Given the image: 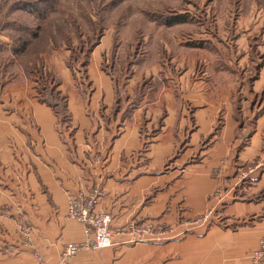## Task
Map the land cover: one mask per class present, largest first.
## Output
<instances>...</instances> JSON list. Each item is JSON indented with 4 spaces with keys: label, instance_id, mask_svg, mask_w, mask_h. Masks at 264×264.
Returning <instances> with one entry per match:
<instances>
[{
    "label": "crops",
    "instance_id": "crops-1",
    "mask_svg": "<svg viewBox=\"0 0 264 264\" xmlns=\"http://www.w3.org/2000/svg\"><path fill=\"white\" fill-rule=\"evenodd\" d=\"M222 70L219 73L235 72L231 66ZM109 82H101L103 93H93L87 100L60 92L66 97V121L40 103L19 115H5L0 109V264H36L35 255L47 264H58L64 244L85 239L84 226L66 219L67 200L94 187L104 191L96 210L112 216V228L132 220L172 225L188 219L204 208L212 187L208 171L225 159L229 160L225 187L230 188L232 199L223 218H228L225 222L229 227L235 219L256 215L259 220L255 224L237 222L236 229L212 226L204 235L180 242L128 246L124 244L127 237L115 236L110 247L81 251L68 263L247 264L264 236V166L254 169L243 182L236 184V180L237 171L256 165L264 152V59L254 80L248 81L252 96L250 102L243 99L242 104L250 107L246 113L245 108L232 106L234 93L222 99V89L218 95L209 92L194 100L200 104L196 106L199 128L181 150L171 134L173 125L165 124L158 130L152 124L164 101L175 105L173 95L159 96L145 108L143 117L151 123L142 124L144 98L139 96L134 113L118 126L110 125L105 108L110 98ZM133 98L137 102L136 96ZM99 101L103 103L100 109ZM219 117L223 118L221 126H212ZM244 117H252L253 124L241 144ZM206 126L215 128L216 134L200 148L198 141L205 137ZM191 154L197 156V162L190 165L195 159ZM19 214L32 230L27 246L19 236ZM216 248L221 255L211 258L210 251Z\"/></svg>",
    "mask_w": 264,
    "mask_h": 264
},
{
    "label": "rangeland",
    "instance_id": "rangeland-1",
    "mask_svg": "<svg viewBox=\"0 0 264 264\" xmlns=\"http://www.w3.org/2000/svg\"><path fill=\"white\" fill-rule=\"evenodd\" d=\"M17 2H30L39 10L18 9ZM172 18L183 21L168 26ZM263 59L264 0H0V109L5 115L22 114L24 109L31 110L40 103L41 87L87 100L93 93H103L101 82L106 85L109 80L111 91L105 108L111 120L106 123L110 125L118 126L130 117L139 96L144 98L142 124L151 123L143 117L145 108L159 96L173 95L175 105L164 101L152 124L158 130L165 124L173 125L171 134L181 144V150L199 128L196 114L200 104L194 100H201L209 92L218 95L222 89L220 97L225 100L230 92L234 93L232 106H241L246 113L250 107L242 103L250 102L252 96L248 81L254 80ZM223 66H231L235 72L219 73ZM102 106L99 101V109ZM222 120L217 118L212 126H221ZM252 120L244 117L241 122L246 126L239 133L241 144L250 135ZM65 124L68 131V121ZM212 126L205 127V137L198 141L200 148L215 136ZM191 156L195 159L190 165L197 162V156ZM261 159L254 166L241 167L236 184L264 166ZM228 161L220 160L208 171L212 187L202 211L172 225L132 220L119 228L111 227L112 216L106 213L111 219L109 231L114 236L127 237L124 244L132 246L180 242L204 235L212 226L236 229L237 222L255 224L259 220L256 215L235 219L229 227L225 222L228 218H223L224 208L232 199L230 188L225 187ZM205 215L209 216L203 219ZM19 216V226L29 227ZM83 226L86 230L87 226ZM140 227L151 229L154 236L148 232L145 241L132 243ZM263 239L264 236L257 241L247 264H251L252 253ZM210 253L211 258L221 255L219 248ZM262 258L258 264L264 263Z\"/></svg>",
    "mask_w": 264,
    "mask_h": 264
},
{
    "label": "built area",
    "instance_id": "built-area-1",
    "mask_svg": "<svg viewBox=\"0 0 264 264\" xmlns=\"http://www.w3.org/2000/svg\"><path fill=\"white\" fill-rule=\"evenodd\" d=\"M262 159L261 160L264 161V155ZM250 172L251 169L249 170V173ZM104 195V191L101 188L94 187L89 190L87 194L79 193L75 197H70L68 199L66 219L70 221L77 220V222L79 221L80 224L82 223L87 226V228L85 230V239L83 242L64 244L58 264H69V259L76 256L81 251L97 250L112 245V239L115 236L109 231L111 222L110 216L106 213L96 212L95 210L96 204ZM208 216L209 215H205L202 216V218L206 219ZM18 232L23 244L27 246L30 243L31 237L29 227L21 224L18 227ZM148 232L151 237L154 236L151 229L149 231L146 230L145 227H140V231L135 232L132 243L145 241ZM262 257H264V239L252 253L251 264H258V262L263 259ZM35 258L36 264H47L40 255H35Z\"/></svg>",
    "mask_w": 264,
    "mask_h": 264
},
{
    "label": "trees",
    "instance_id": "trees-1",
    "mask_svg": "<svg viewBox=\"0 0 264 264\" xmlns=\"http://www.w3.org/2000/svg\"><path fill=\"white\" fill-rule=\"evenodd\" d=\"M30 2H17V8L21 10H26L28 12L35 11L37 5ZM39 10V9H38ZM181 18H172L168 20L167 24L174 25L177 23H182ZM39 94V102L45 104L47 107L52 108L55 115L60 121L67 120V109H66V97L60 95L59 92H54L52 88L41 87Z\"/></svg>",
    "mask_w": 264,
    "mask_h": 264
}]
</instances>
